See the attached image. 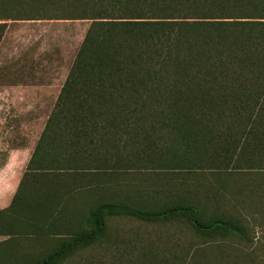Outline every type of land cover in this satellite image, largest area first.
I'll return each instance as SVG.
<instances>
[{
  "label": "trees",
  "instance_id": "16d2710c",
  "mask_svg": "<svg viewBox=\"0 0 264 264\" xmlns=\"http://www.w3.org/2000/svg\"><path fill=\"white\" fill-rule=\"evenodd\" d=\"M21 20L90 25L0 212V264H74L120 219L188 233L173 264L250 243L235 208L264 197V0H0L3 26Z\"/></svg>",
  "mask_w": 264,
  "mask_h": 264
},
{
  "label": "rangeland",
  "instance_id": "374dc122",
  "mask_svg": "<svg viewBox=\"0 0 264 264\" xmlns=\"http://www.w3.org/2000/svg\"><path fill=\"white\" fill-rule=\"evenodd\" d=\"M89 25V21L80 20H21L8 21L4 25L6 32L0 44V84L3 87L15 83L31 84V94L23 87L15 95L0 90V147L3 149L0 159L6 157L9 149L29 143L35 148ZM44 84L49 87L44 88ZM150 178L153 174L125 176V179L138 183H145ZM211 178L207 176L209 182ZM250 178L253 177L247 179ZM245 200L244 208L239 204L235 211L250 228V243L205 245L195 242L205 263L264 264V197L260 193ZM111 225V243L82 252L74 259V264H160L159 260L163 259L173 264L175 257L183 259L181 252L174 250V244L181 239L187 242L191 237L170 225H144L130 219L114 220ZM31 242L23 246L25 250L31 247V254L33 247L39 249L46 245ZM154 247H169L171 252L151 257L143 254L142 250L150 251ZM186 258H193V254Z\"/></svg>",
  "mask_w": 264,
  "mask_h": 264
},
{
  "label": "crops",
  "instance_id": "0c3cea01",
  "mask_svg": "<svg viewBox=\"0 0 264 264\" xmlns=\"http://www.w3.org/2000/svg\"><path fill=\"white\" fill-rule=\"evenodd\" d=\"M5 29L6 28H4L3 23H0V44L4 38V34L6 32ZM63 84L60 86V90H58L59 93L61 91ZM3 86H4L3 84H0V90L2 91L1 93H3L4 90L7 94L15 95L16 93L19 92L21 87H23V90L25 92L31 94V84L21 85L19 83L18 84L15 83V84H9L6 87ZM43 87L48 88L49 86L48 84H44ZM2 150H3L2 147H0V157L2 156L1 154ZM33 150L34 149L31 147V144L29 143L24 146H20L14 149H9L7 151L6 157L0 159V212L8 209L11 206L13 199L19 190L22 178L24 177V173L31 159ZM23 188L24 191L30 193L31 183H26ZM2 225H3L2 222H0V230L4 229V226L2 228ZM6 238H8V236L0 235V243L4 241Z\"/></svg>",
  "mask_w": 264,
  "mask_h": 264
}]
</instances>
